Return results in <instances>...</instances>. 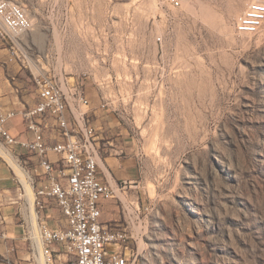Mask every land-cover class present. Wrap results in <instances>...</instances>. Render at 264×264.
<instances>
[{"label":"rangeland","instance_id":"obj_1","mask_svg":"<svg viewBox=\"0 0 264 264\" xmlns=\"http://www.w3.org/2000/svg\"><path fill=\"white\" fill-rule=\"evenodd\" d=\"M8 1L33 29L2 48L107 105L93 119L118 161L100 165L132 203L136 264H264V26L234 29L264 0Z\"/></svg>","mask_w":264,"mask_h":264},{"label":"built area","instance_id":"obj_2","mask_svg":"<svg viewBox=\"0 0 264 264\" xmlns=\"http://www.w3.org/2000/svg\"><path fill=\"white\" fill-rule=\"evenodd\" d=\"M195 1L170 0V4L181 8ZM263 26L264 9L254 8L236 20L234 29L239 34H255ZM32 29L33 22L22 5L0 0L2 40L16 44ZM33 81L38 102L20 109L0 106V149L25 176L24 183L0 154L19 184L18 196L11 202L18 206L21 238L27 247L25 258L12 262L0 254V263L136 264L137 257L128 245L132 203L118 195L121 187L114 185L101 168L102 150L110 142L93 123L84 81L69 82L42 72L33 74ZM18 117L25 126L19 136L7 129V124ZM27 186L33 194L32 204ZM114 200L120 202L127 226L102 220L103 204ZM7 222L8 217L0 210V244L9 240L3 229Z\"/></svg>","mask_w":264,"mask_h":264},{"label":"crops","instance_id":"obj_3","mask_svg":"<svg viewBox=\"0 0 264 264\" xmlns=\"http://www.w3.org/2000/svg\"><path fill=\"white\" fill-rule=\"evenodd\" d=\"M2 45H0V106L5 109H20L23 105L32 106L38 102V93L33 81V74L35 73L32 70H30L31 73L27 72L24 67L19 64L17 58L6 52L7 49L2 48ZM92 108L93 112L91 117L93 123L98 129V133L104 138L103 134L105 128H103L102 125L97 124L93 119V115L100 114L102 109L93 106ZM7 129L13 135L18 136L25 132V126L20 117L10 121L7 124ZM105 141H109V145H112V141ZM104 150L107 153L110 152V155L106 157L105 160L110 166H115L117 159L112 157L113 151L108 149V145L104 146L103 151ZM115 170L116 169L113 168L114 172ZM107 171L109 172V169H107ZM114 172L112 173L113 175ZM109 174L111 173L109 172ZM106 176L111 181L107 172ZM18 187L19 184L14 180L11 170L0 159V210L8 217L7 225L3 229L7 231L9 237L7 242L0 244V254L6 255L12 262H15L17 257L25 258L27 253V247L22 242L21 238L22 230L20 223L14 216L15 205L11 202L18 196ZM112 202L113 201H109L103 204L102 220L105 223L113 224L109 222L115 217L114 205ZM106 215H109V217L104 218ZM13 249L15 252L9 253V251H13ZM19 264L26 263L20 262Z\"/></svg>","mask_w":264,"mask_h":264},{"label":"bare ground","instance_id":"obj_4","mask_svg":"<svg viewBox=\"0 0 264 264\" xmlns=\"http://www.w3.org/2000/svg\"><path fill=\"white\" fill-rule=\"evenodd\" d=\"M0 154L9 162L10 166L16 170V173L18 174V176L25 183V176L22 173L18 164L5 151H3L1 149H0ZM27 188H28V199H29L30 203L32 204L33 203V194H32V192L28 186H27Z\"/></svg>","mask_w":264,"mask_h":264}]
</instances>
